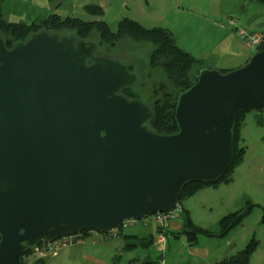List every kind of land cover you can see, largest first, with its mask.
I'll list each match as a JSON object with an SVG mask.
<instances>
[{
	"label": "water",
	"instance_id": "95a60500",
	"mask_svg": "<svg viewBox=\"0 0 264 264\" xmlns=\"http://www.w3.org/2000/svg\"><path fill=\"white\" fill-rule=\"evenodd\" d=\"M95 50L46 31L9 49L0 33V264L175 211L187 184H216L233 166L237 114L264 111V49L228 73L202 68L171 135L122 94L137 82L129 68Z\"/></svg>",
	"mask_w": 264,
	"mask_h": 264
},
{
	"label": "rangeland",
	"instance_id": "374dc122",
	"mask_svg": "<svg viewBox=\"0 0 264 264\" xmlns=\"http://www.w3.org/2000/svg\"><path fill=\"white\" fill-rule=\"evenodd\" d=\"M64 1L65 2L61 7L53 6V4H51L52 14L55 13L62 18H79L86 22L103 21L108 23L110 29L114 32L117 30L119 22L125 18L135 20L147 28H165L173 34L177 45L181 49L192 54L195 58L202 60L205 63V66L210 68L213 64L215 66L218 58H221L220 61L222 66L227 60H229L230 57H233V55L226 49L228 41L226 40V37H223L226 33H222V31L231 32V30L226 25L227 23H222V21H225L223 17L225 14L228 15L227 12L229 10L235 9L239 12V7L237 5L240 0ZM92 5L103 8V13L97 14L87 10V8ZM226 17H229V15ZM230 17L237 20L240 15L237 13V15H230ZM63 33L66 32H62V35L59 34L60 37H65L66 35L69 36L68 34ZM89 38L90 40L88 41L91 43L100 45L98 34L94 33ZM106 47H102V50L109 49L110 54H105V56L110 55V58L120 64L134 67L133 73L139 83L137 86L135 85L136 90L140 89L141 92L145 85L141 95V98L143 99L141 100L143 102L147 100L148 103H150L152 100L151 91L154 86L164 80V76L161 71L151 70L148 66L149 56L153 51L152 44L148 42L136 44L131 40L126 39V41L118 44L115 49H111L109 47L107 49ZM233 50L236 51L237 48H233ZM245 51L248 55H250V58L256 52H252L248 47ZM261 114L264 116V111H250L246 116L245 125L242 129L241 135L245 142V146L247 147V152L243 164L235 170L233 175L235 184L228 188H222L223 191H219L220 193L214 191L213 188H206V191L202 193L200 192L192 198L184 201L183 204L179 205L177 208L178 219L176 221H182L181 210L183 207H186L192 211V216L194 217L192 218L197 225L210 231L217 232L219 221L227 214L244 207L246 201H251L264 207V126H259L257 124V118ZM258 215L260 216V221L262 210L255 208L248 222V224L250 223V234H254L253 232H255L257 239H259V237L264 233V227L259 224ZM151 226L156 227L153 224ZM136 228L137 227H128L126 229H122L120 227L109 239H116L119 237L118 240H120L122 238L119 235L123 230L125 234H130L131 231H135ZM169 228L163 229L164 232H161L158 236H156L155 241H153L151 245H148V248L139 246L136 250L128 252L123 250L119 253V249L116 250V245H110L107 246V249L105 246L99 247L100 249L98 251L105 254L103 260L108 263L118 259L119 264H128L135 258H138L142 262L152 257L154 258L153 261H155V264H157L158 261H163L166 264L165 256L167 261H169L171 257L167 248L168 237L165 232ZM231 235L235 236L237 235V232ZM163 239L165 241L164 243H162ZM202 239H209V237H201V240ZM169 243L174 244L175 247H177L176 245L179 247V243L172 237L171 234H169ZM46 246L47 244L43 243L36 249L31 250L32 253L26 258V264H33V262L41 258H47V264H77L75 260L68 259L64 255L68 247L60 251L58 256L55 258L48 257L47 255L42 256ZM259 247L260 253H263L264 244H261ZM177 250L175 249V252H177ZM179 250L180 257H176L173 261L178 259L179 264H187V261H189L186 259L188 255L184 254V256L181 257V249ZM241 250L242 249L239 251ZM158 251H160L161 254L159 253L160 255L157 257ZM79 264L93 263L81 261Z\"/></svg>",
	"mask_w": 264,
	"mask_h": 264
},
{
	"label": "trees",
	"instance_id": "16d2710c",
	"mask_svg": "<svg viewBox=\"0 0 264 264\" xmlns=\"http://www.w3.org/2000/svg\"><path fill=\"white\" fill-rule=\"evenodd\" d=\"M48 1L50 4H53V6L59 7H61L65 2L64 0ZM257 1L264 5V0ZM87 10L97 14L103 13V8L95 5L89 6ZM42 31H46L48 33H57L60 35H62V32H66L63 34H68L69 36L72 35L80 40L85 41L90 40L89 37L96 33L99 37L100 46H108L111 49H115L118 44L126 41V39L131 40L136 44H140L142 42L151 43L153 46V51L150 53L148 66L151 70L161 71L164 76V80L158 85L154 86L152 90V100L150 102V107L153 112V118L148 127L150 130L158 134L165 135L175 134L179 131L175 118L178 99L181 94L188 91L197 82V72L207 66H205V63L202 60L195 58L192 54L181 49L177 45L173 34L169 30L165 28H147L135 20L125 18L119 22L118 28L114 32L110 29L108 23L103 21L86 22L74 17L62 18L55 13H51L47 17L42 18L32 24L15 23L8 22L0 13V33L2 34V37L9 49L15 43L24 42L32 34ZM262 35L264 37V34ZM108 47L106 48L108 49ZM248 48L250 49V47ZM263 49L264 41L258 50ZM108 54H110L109 49ZM107 56L110 57V55ZM132 69H134V67H132ZM129 70L133 72V70L130 68ZM219 71H221V73H228L232 70L220 69ZM144 87L141 92L140 89L132 91V89L128 87L123 90L122 94L128 99L141 100L143 99L141 98V95ZM248 112L250 111H242L237 114L234 126L235 161L231 169L216 184H204L199 182L187 184L183 190L180 205H182L184 201L192 198L197 194V192L204 188L216 187L223 184L228 185L232 183L235 170L241 164H243L247 152V147L245 146V142L241 134ZM257 124L259 126H264V116L262 114L257 118ZM255 208L262 210V216L259 223L264 227V207L260 204L246 201L244 207L235 212L227 214L219 221L217 232L210 231L195 224L189 211L182 208V228L178 232H171H174L173 234H175L177 238L185 237L189 246L191 247H194L198 244V239L200 237L224 239L233 230L241 226L245 219L254 212ZM158 230H160L159 232H164L162 228H158ZM90 232L92 231H85L79 235H75L73 243L67 247L79 243L80 240ZM100 236L104 239H109L112 237L110 234ZM126 238L129 240L125 247V251L127 252L136 250L139 248V246L143 247L144 245H150L147 242L149 240L137 239V237L133 236H127ZM259 246L260 241L255 235H253V237L241 251L233 256L225 258L216 264H249L252 256L259 249ZM65 248L59 249L57 255L55 256L52 254L47 256L55 258L58 256L59 252ZM31 253L32 251L24 255L23 264L27 263L26 258L29 257ZM33 264H47V258L37 259L35 262H33ZM112 264H119L118 259L113 261ZM128 264H155V261H153L151 258H148L141 262L138 258H135Z\"/></svg>",
	"mask_w": 264,
	"mask_h": 264
},
{
	"label": "crops",
	"instance_id": "0c3cea01",
	"mask_svg": "<svg viewBox=\"0 0 264 264\" xmlns=\"http://www.w3.org/2000/svg\"><path fill=\"white\" fill-rule=\"evenodd\" d=\"M237 6L239 7V12H237V10L235 9L229 10L227 12L229 17H226L228 15L225 14L223 17L225 21L223 20L222 23H227V20L231 18L230 15H237L238 13L240 17L237 18V21L240 27L245 29L248 33L264 34V5L259 3L257 0H240L238 1ZM0 13L8 22L32 24L50 15L52 13V6L48 0H0ZM231 32L222 31V33H226L223 37H226V40L228 41L226 49L233 55V57H230L229 60H227L222 66L220 61L221 58H218L215 66L213 64L211 65V68L218 70H235L249 61L250 55H248L245 51L247 48L245 47L246 45L244 46L239 37L233 31ZM233 48H237V50L234 51ZM233 184H235V180H233V182L228 185L223 184L216 187L207 188H213L214 191L219 192L221 190L223 191L222 188H228ZM206 190L207 189L204 188L197 192V194H199L200 192L202 193ZM183 208L188 210L191 217H193L192 211H190L186 207ZM259 217L260 216L258 215V221ZM250 218L251 215L249 216V218L245 219L240 228L238 227L239 229L237 228L232 231L226 238H209L201 240L200 237L198 239V244L194 247L189 246L185 237L176 238L175 234H173L174 232H178L179 230H181L183 224L182 221L179 220L172 223L170 225V228L165 231L168 237L167 248L169 250V253L171 254L169 261H167L165 256L166 264H179L178 259L173 261V259H175L176 257H180L179 249H181V257H183L184 254L188 255V257L186 258L187 260H189L187 261V264H216L227 257L235 255L237 251L245 247V245L251 239L250 237H253V235H255V232H253L254 234H250V223L248 224ZM136 227L137 228L135 229V231H131L130 234H125L123 230L119 235L122 238L120 240H118L119 237L109 240L103 239L100 234L92 231L88 235H85V237L82 238L79 243L68 247L64 255L68 259L75 260L77 264H79L81 261L90 262L93 264H112V262H104L105 260H103V257L105 256V254H102L98 251L100 249L99 247L105 246V248L107 249V246L116 245V250L119 249L120 253L123 250L125 251V245L129 241L128 238H126L127 236L137 237V239H149L150 241L148 243L151 245L153 241H155V237L161 233L159 232L160 230H158L157 227H152L151 225L145 227ZM235 232H237V235H231ZM169 234H171L172 237L179 243V247L178 245H176L177 247H175L174 244L169 243ZM258 240L260 241V245L264 244V233L259 237ZM143 247L148 248V246L146 245H144ZM174 248L176 250L178 248L177 252H175ZM159 253L161 254V252L158 251L157 257L160 255ZM151 259L153 260L154 258L151 257ZM249 264H264V250L263 253H260L259 247L257 252L252 256Z\"/></svg>",
	"mask_w": 264,
	"mask_h": 264
},
{
	"label": "built area",
	"instance_id": "2783aa9c",
	"mask_svg": "<svg viewBox=\"0 0 264 264\" xmlns=\"http://www.w3.org/2000/svg\"><path fill=\"white\" fill-rule=\"evenodd\" d=\"M227 26L230 28L231 31H234L237 34V36L241 39L243 44L250 47L252 51H257L264 41V37L262 34L260 33L250 34L244 31V29H242L238 25V21L234 18H229L227 20ZM177 219H178V214H177V209H176L175 211L169 212V213H160V214L150 215L141 220H136V219L128 220V221H125L119 224L117 228H115L110 233V235L111 236L114 235L113 233L120 227L122 229H126L128 227H136V226L145 227V226L153 224L157 228L166 229V228H169L170 225ZM74 239H75V236L65 237L54 243L47 244L46 248L43 251L42 256H46L49 254H52L54 256L57 255L59 249L69 246L71 243H73ZM164 242L165 241L163 239L162 243ZM157 264H165V263L163 261H160V262L158 261Z\"/></svg>",
	"mask_w": 264,
	"mask_h": 264
},
{
	"label": "flooded vegetation",
	"instance_id": "af4514ba",
	"mask_svg": "<svg viewBox=\"0 0 264 264\" xmlns=\"http://www.w3.org/2000/svg\"><path fill=\"white\" fill-rule=\"evenodd\" d=\"M88 43H90V44H92L93 46H95V56L97 57H106L105 56V54H108V50H102L103 48H102V46H100V45H95V44H93V43H91L90 41H87ZM108 58V57H107ZM112 59V58H111ZM113 60V59H112ZM115 61V60H114ZM127 68H130L131 70H133V72H134V69H132V67L131 66H126ZM132 72V73H133ZM133 75H134V73H133ZM139 83H138V79H137V82L135 83V85L137 86ZM141 84V83H140ZM131 86V87H129V88H131L132 89V91L133 90H136V86ZM152 92V91H151ZM145 103L150 107V103H148V101L147 100H145Z\"/></svg>",
	"mask_w": 264,
	"mask_h": 264
},
{
	"label": "bare ground",
	"instance_id": "6f19581e",
	"mask_svg": "<svg viewBox=\"0 0 264 264\" xmlns=\"http://www.w3.org/2000/svg\"><path fill=\"white\" fill-rule=\"evenodd\" d=\"M242 28V27H241ZM243 29V28H242ZM244 31H246L245 29H244ZM247 32V31H246Z\"/></svg>",
	"mask_w": 264,
	"mask_h": 264
},
{
	"label": "clouds",
	"instance_id": "9594fccd",
	"mask_svg": "<svg viewBox=\"0 0 264 264\" xmlns=\"http://www.w3.org/2000/svg\"><path fill=\"white\" fill-rule=\"evenodd\" d=\"M257 51H258V50H257ZM257 51H256V52H257ZM256 52H255V53H256Z\"/></svg>",
	"mask_w": 264,
	"mask_h": 264
}]
</instances>
